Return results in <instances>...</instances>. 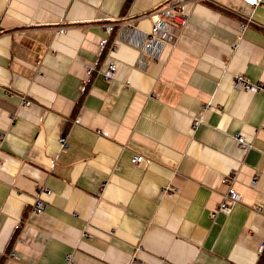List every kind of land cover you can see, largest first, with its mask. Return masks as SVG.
Listing matches in <instances>:
<instances>
[{
    "label": "crops",
    "instance_id": "obj_1",
    "mask_svg": "<svg viewBox=\"0 0 264 264\" xmlns=\"http://www.w3.org/2000/svg\"><path fill=\"white\" fill-rule=\"evenodd\" d=\"M169 1L0 0V264H264V0Z\"/></svg>",
    "mask_w": 264,
    "mask_h": 264
},
{
    "label": "built area",
    "instance_id": "obj_2",
    "mask_svg": "<svg viewBox=\"0 0 264 264\" xmlns=\"http://www.w3.org/2000/svg\"><path fill=\"white\" fill-rule=\"evenodd\" d=\"M241 1L249 6H256L258 5L262 0H238ZM187 10L186 5L181 0H171L167 4L163 5L160 8V14L157 15V17L153 20L151 24V28L143 38L139 40V42L136 44V46L143 50L151 59H158L161 55V48L164 43V41L171 38L173 35L172 26L173 24L177 25H184L187 21ZM117 23H108L105 25V30L107 32H111L114 25ZM127 27L130 26V23H126ZM243 26H241L242 28ZM65 30V28H59L58 32ZM107 42V39L101 38L99 42V49L103 50ZM116 70V65L114 61H111L109 63L107 71L104 73V78L106 80L110 79L113 72ZM91 69L88 70L90 72ZM234 85L240 88H246V89H257V86H254L250 84L242 75H237L234 80ZM25 99L23 98V101ZM79 119L75 118L74 122H78ZM194 122V121H193ZM192 126H194V123H192ZM239 147L242 152H245L249 147H251V143L247 142L243 136H240L239 134L235 135ZM2 135L0 136L1 141ZM59 142L61 143L62 149H65L67 147L66 142V136H61L59 138ZM131 163L139 164L141 162H149V158L142 154H135L130 159ZM230 176H225V180L229 181ZM47 191V188L45 186H39L38 192H37V198L33 205V210L36 212H40L43 208L44 201L40 197V194ZM238 201V194L236 190L233 188L232 185H229L225 193L222 195V200L218 204L217 208L213 210L210 213V216L214 218L217 213H222L224 215H227L236 202ZM68 264H71L70 256H68Z\"/></svg>",
    "mask_w": 264,
    "mask_h": 264
}]
</instances>
